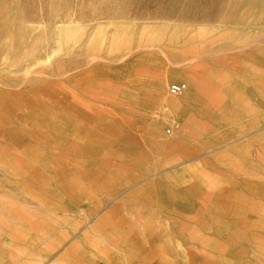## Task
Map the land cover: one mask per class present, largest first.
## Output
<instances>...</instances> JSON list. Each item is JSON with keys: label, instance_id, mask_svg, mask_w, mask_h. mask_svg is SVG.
<instances>
[{"label": "rangeland", "instance_id": "374dc122", "mask_svg": "<svg viewBox=\"0 0 264 264\" xmlns=\"http://www.w3.org/2000/svg\"><path fill=\"white\" fill-rule=\"evenodd\" d=\"M14 1L40 18L0 48V264H264V0ZM212 1L190 35L248 42L178 22L103 37L113 14L202 20ZM146 50L198 73H106Z\"/></svg>", "mask_w": 264, "mask_h": 264}, {"label": "bare ground", "instance_id": "6f19581e", "mask_svg": "<svg viewBox=\"0 0 264 264\" xmlns=\"http://www.w3.org/2000/svg\"><path fill=\"white\" fill-rule=\"evenodd\" d=\"M44 1V0H28L29 6L30 7H35L37 6V3ZM245 2L241 1V5H243ZM22 5L21 1H14V0H0V48H3L5 51L6 49L10 50V46L3 40L4 37L10 34L9 30L12 27V29L15 30V33H19L20 35H23L22 33H25L26 29L25 27V22L29 21V19H38L40 18V15L37 13H33L32 15H25L18 13L17 17H14L13 11L16 10L18 7ZM215 2L212 1L209 4L208 11L205 12L202 17V20H198L194 17L187 16V14H179L176 15L175 17L173 16H164L162 14V18L164 21L162 22H136L138 18H140L139 15H136L135 17H127L125 16L124 13H121L119 16H115L113 14V17H116L114 19L113 24H108L105 25L107 27L111 26L112 27V32H106L103 37L105 39H113L118 41L121 37L120 35L116 38H114V35L118 33H125V32H130L132 36H138L140 33H143L147 31L149 28L152 27H157L160 32V35L168 33L169 31H172L174 29V25L178 22L181 25H185L182 29L183 33L186 34L185 36L189 37H197L200 36V38L206 37L208 39L217 37V36H227L230 39H234L237 41L239 44H243L245 42H248L250 40V36L247 34L243 33H238L236 34L235 32H232L230 30H223V31H217V30H212L210 33L204 32L200 30V32H196L193 35H190V29H193L196 25H207L212 23L214 20L219 18L218 14L213 13V10L216 8ZM252 8H257L252 7ZM235 10H238L237 8ZM260 12L264 14V10L260 8ZM213 13V14H210ZM264 17H261V20H263ZM226 23H232V19L228 18L225 21ZM165 23V24H164ZM189 29V30H188ZM76 35L79 37L83 36V31L80 29L79 31L76 32ZM119 38V39H118ZM122 40V39H121ZM15 43H17L19 40H13ZM25 43H28V39L25 38L23 41H20V47L24 45ZM19 44V43H18ZM204 44L209 45L210 42H204ZM121 47V46H120ZM119 47V48H120ZM1 50V49H0ZM200 66V65H198ZM197 65H191V66H185L181 64L180 62H175L174 66L171 68H168L166 66L161 65V60H159L156 56L152 55V52H148V50L143 51V52H137L133 56L132 59L128 63H125L121 66L119 70H106L108 72L106 73H111L112 75H129V73L134 72V75H164L168 71H177L180 72L184 75H196L198 71H196ZM39 70V69H38ZM37 68H28L26 69V73L30 74L33 72L38 71ZM205 71V70H204ZM0 75H5L4 72H0ZM196 82L198 79H196ZM109 87V86H108ZM202 87V86H201ZM200 87V88H201ZM205 87V85H204ZM208 87V86H207ZM203 88V87H202ZM201 88V89H202ZM207 88L205 87L204 90ZM209 89V88H208ZM22 148L24 149H30L29 145L27 144H22ZM18 164L22 166L23 172L26 175L31 174L35 175L36 169L29 165L28 163L18 161ZM86 175V174H84ZM92 177V176H91ZM115 221L120 220L117 216H114ZM22 235H20L21 237ZM23 237V236H22Z\"/></svg>", "mask_w": 264, "mask_h": 264}, {"label": "built area", "instance_id": "2783aa9c", "mask_svg": "<svg viewBox=\"0 0 264 264\" xmlns=\"http://www.w3.org/2000/svg\"><path fill=\"white\" fill-rule=\"evenodd\" d=\"M185 88L184 84H174L170 87V93L172 94H179L181 93Z\"/></svg>", "mask_w": 264, "mask_h": 264}]
</instances>
